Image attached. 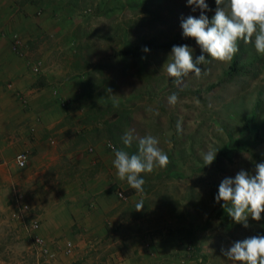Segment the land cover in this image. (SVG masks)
I'll return each mask as SVG.
<instances>
[{
	"label": "rangeland",
	"instance_id": "1",
	"mask_svg": "<svg viewBox=\"0 0 264 264\" xmlns=\"http://www.w3.org/2000/svg\"><path fill=\"white\" fill-rule=\"evenodd\" d=\"M34 1L0 0V4ZM43 1L44 15L54 29L32 58L52 76L54 87L46 88L38 103H53L63 123L52 126L48 112H33L38 130L32 133L46 142L40 153H27L28 166L16 171V192L39 219L49 201L69 195L85 205L97 202L103 188L127 197L131 187L118 179L112 163L115 151L138 152L137 139L131 147L123 143L126 133L134 138L151 135L170 163L142 174L143 193L128 197L134 220L143 223L133 225V232L145 226L152 229L149 233L160 237L171 233L182 240L176 264H234L222 250L264 235V213L259 221L249 217L246 228L227 215L223 201L215 200L224 178H234L241 170L254 173L256 164L264 163V56L256 52L254 41L240 42V73L235 76L228 74L233 60L222 63L205 54L201 76L190 74L176 86L166 72L171 51H154L137 59L118 53L144 40L185 38L182 20L200 14L187 0ZM206 3L211 11L205 14L211 20L217 6L215 0ZM189 47L194 59L203 54L197 44ZM250 61L254 67L243 68ZM53 89L60 92L52 95ZM172 93L179 98L175 106L168 102ZM208 151H217L211 165L202 159ZM115 198L123 209L122 198ZM141 201L144 206L137 211ZM8 215L0 211V216ZM189 231L194 234L186 237ZM113 243L102 244L96 255L99 261L106 262ZM78 256L76 264H83L82 255ZM0 264L53 263L37 254L21 225L8 220L0 226Z\"/></svg>",
	"mask_w": 264,
	"mask_h": 264
},
{
	"label": "crops",
	"instance_id": "2",
	"mask_svg": "<svg viewBox=\"0 0 264 264\" xmlns=\"http://www.w3.org/2000/svg\"><path fill=\"white\" fill-rule=\"evenodd\" d=\"M46 6L45 1L37 5L0 4V211L8 214L16 206L15 181L19 170L15 164L16 155L40 153L46 142L32 133L38 130L33 112H48L54 123L52 126L63 123L57 118L60 116L53 103L47 100L42 106L39 104L42 100L38 103V96L46 88L54 87L52 76L43 69L38 75L32 71V66L37 63L32 58L35 48L54 29L44 15ZM14 39L21 40L25 46L23 57L13 51ZM64 89L66 93L67 87ZM58 91L53 89L52 95ZM29 102L30 107H27ZM60 115L63 112L60 111ZM103 189L97 202L90 205L70 195L69 199L49 201L44 217L40 218L39 232L54 253L48 262L76 264L78 255H82L83 264H176L175 255L183 241L175 240L171 233L164 237L149 233L152 229L145 226L133 232L132 226L138 225L139 221L134 220L128 197L121 200L125 203L122 209L116 203L118 194L110 188ZM10 202L12 207H9ZM111 240L115 248L109 251L106 262L99 261L97 251ZM68 242L74 244L70 255L65 253Z\"/></svg>",
	"mask_w": 264,
	"mask_h": 264
},
{
	"label": "clouds",
	"instance_id": "3",
	"mask_svg": "<svg viewBox=\"0 0 264 264\" xmlns=\"http://www.w3.org/2000/svg\"><path fill=\"white\" fill-rule=\"evenodd\" d=\"M215 14L211 20L205 14L211 11L206 0H187V5L199 17L188 16L182 20L183 36L194 38L203 54L193 58V49L188 45L173 46L171 62L167 63L166 72L176 86L184 83L190 74L199 78L202 74L200 65L206 63V56L213 60L230 63L239 51L240 42L254 41L256 52L264 56V0H215ZM148 52L147 47L144 48ZM178 95L168 97L170 105L175 106ZM158 115V112L156 113ZM177 132H182L181 122H177ZM134 139L138 140V152L129 154L124 150L115 151L112 161L118 179L126 181L137 193H143L144 173H152L156 168H165L170 163L166 153L159 148L157 138L147 135L134 138L131 132L123 137V143L131 147ZM217 151L206 152L202 159L205 165H211ZM216 202L223 201L222 207L236 223L248 227V219H261L264 213V163L256 164L254 173L244 170L234 178L226 177L219 184ZM143 202L136 204V210H142ZM223 255L234 264H264V235H254L237 241Z\"/></svg>",
	"mask_w": 264,
	"mask_h": 264
},
{
	"label": "built area",
	"instance_id": "4",
	"mask_svg": "<svg viewBox=\"0 0 264 264\" xmlns=\"http://www.w3.org/2000/svg\"><path fill=\"white\" fill-rule=\"evenodd\" d=\"M13 51L23 57L25 55V46L19 39L13 40ZM42 70L41 62H38L32 66V71L34 74H40ZM57 94V92H56ZM61 105L65 107L66 102H62ZM111 150H115L114 145H108ZM29 156L27 153H19L15 157V164L20 169L23 170L28 166ZM118 196L122 199L126 197L122 192L118 193ZM15 208L7 217L0 216V226L3 225L6 221L17 222L21 225L22 229L27 233L33 242L34 248L37 254L45 259H50L54 257L52 249L49 247L46 239L39 234L41 230V220L35 217L32 213L33 208L30 204L24 199L22 194L17 193ZM74 251V244L68 242L66 245L65 253L70 255ZM181 264H187L186 262H181Z\"/></svg>",
	"mask_w": 264,
	"mask_h": 264
},
{
	"label": "trees",
	"instance_id": "5",
	"mask_svg": "<svg viewBox=\"0 0 264 264\" xmlns=\"http://www.w3.org/2000/svg\"><path fill=\"white\" fill-rule=\"evenodd\" d=\"M43 0H36L32 3L34 4H39L41 3ZM196 44V41L194 38H183V39H179V40H172V41H167V42H158L156 39H150V40H144L142 43H140L137 46H133V47H129L127 49L122 50L121 52L118 53V56L120 57H130V58H140L146 54H149L150 52H154V51H171L173 46H181V45H193ZM147 47L149 49L148 52L144 51V48ZM240 61H241V54L238 51V53L234 56L233 58V62L232 65L230 66V71H229V76H235L236 73H240L239 72V65H240ZM255 62L254 61H250L248 64L243 65V68H248L251 69L252 67H254ZM127 197H131L135 194H137V192L132 189L129 188L126 192H125ZM194 234L193 232L189 231L186 234V237L190 236Z\"/></svg>",
	"mask_w": 264,
	"mask_h": 264
}]
</instances>
